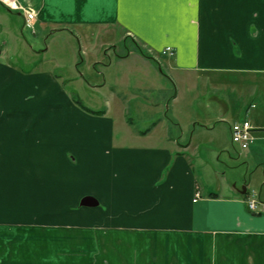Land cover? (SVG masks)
Returning <instances> with one entry per match:
<instances>
[{"label": "crops", "instance_id": "0c3cea01", "mask_svg": "<svg viewBox=\"0 0 264 264\" xmlns=\"http://www.w3.org/2000/svg\"><path fill=\"white\" fill-rule=\"evenodd\" d=\"M19 1L36 11L27 28H67L81 47L83 37L115 30L136 41L143 52L117 54L115 64L105 66L125 70L113 76L117 83L135 78L134 71L141 88L168 74L181 85L194 75L253 78L252 93L263 108L252 112L256 104L241 105L255 117L233 122L249 120L253 142L264 143V0ZM166 48L171 56L162 54ZM57 78L0 62V264H264V181L253 213L247 184L242 194L215 167H234L232 150L215 138L193 143L216 126L194 123L189 142L180 144L157 133L156 119L137 135L124 131L114 145V122L71 105ZM220 84V91L236 92ZM53 95L63 96L71 114L65 105L53 114ZM139 98L133 93L128 103ZM177 98L178 91L168 103ZM220 99L219 122L226 123L230 106ZM101 112L106 116L108 109ZM70 117H88L89 124ZM208 145L210 159L199 152ZM84 195L96 197L98 209H70ZM90 217L94 225L87 227Z\"/></svg>", "mask_w": 264, "mask_h": 264}, {"label": "rangeland", "instance_id": "374dc122", "mask_svg": "<svg viewBox=\"0 0 264 264\" xmlns=\"http://www.w3.org/2000/svg\"><path fill=\"white\" fill-rule=\"evenodd\" d=\"M33 6L35 7V5ZM0 11L3 12L0 16L1 63L12 66L21 72H50L53 76L58 77L57 81L65 91L71 105H75L87 116L91 115L90 117L96 119L107 118L114 122V145L121 144L120 140L124 131L129 130L130 134L137 135L141 133L140 131H145L156 119H161V126L157 133L160 135L168 133L178 139L180 144L189 142L194 123L206 124L210 127L216 126L213 133L202 132L201 135L193 137V143L199 142V140L208 143L210 139L215 138L216 143L227 146L230 151L232 150L235 159L232 163L234 167L229 168L221 164L215 165V167L218 171L223 172L230 183H235L238 188H243L247 184L249 199H255V191L259 184L264 181V143L253 142L248 150L240 151L237 147H232L228 131V123L231 124L233 121L245 118L250 120L255 117L253 115L250 117L249 114L246 116L245 112H241V105L256 104L258 107L252 109V112H257L258 108H263V104L259 100L260 96L258 94L255 96L252 93L255 90L253 78L235 77L230 79L221 75H194L190 76V84L181 85L177 84L171 74H168V76L166 75L167 78L159 75V79L153 84L150 82L148 87L141 88L143 84L137 82V76H140L134 71L133 77L135 78L124 81L126 84L117 83L112 80L113 76L117 73L120 76L121 71L125 70L116 69L113 66L106 69L105 66H108L110 62L113 63L117 54L143 52L141 46L133 39L122 35L121 30H115V33L110 35L102 33L99 36L94 34L90 37H83L81 47L79 38L75 34L72 35L67 32L69 30L67 28L52 26L49 23L45 26V30H41L39 25L32 28L24 27L23 29V20L17 13L5 9ZM1 29L11 30L17 39L6 31L2 32ZM157 69L153 67L155 75H157ZM103 80H111V82L107 87L99 89L100 86L95 90L94 86L102 85ZM207 81L210 83L208 84ZM222 82H225L227 86L231 85L230 88L234 87L236 92L231 90L228 92L220 91L218 87H222L220 84ZM152 85L160 88L151 91ZM112 91L115 93L114 95H112ZM176 91H178L177 100L173 104H169L168 100ZM262 92L264 94V90ZM133 93L140 98L128 103V98ZM53 96L54 100H57L54 101L55 104L53 103L56 105L53 110L54 115L57 114L59 106L65 105L66 109L68 108L62 95ZM113 96L116 99H113ZM212 96H215V99H212ZM224 97L229 102L228 115L230 117L226 116L228 122L221 123L219 119L222 112L219 103H221L220 98L224 100ZM77 100L86 109L80 108L76 104ZM106 109H108L106 116L101 117L97 113ZM67 110L71 114L70 109ZM85 118L89 120L88 117ZM70 119L85 125L89 124V121L81 117H70ZM249 120L246 121L252 127ZM101 121L99 120V122ZM125 124L129 125V128H126ZM99 150L103 155L106 153L107 147L102 143ZM212 150L214 149L208 145L199 149V152L210 159L213 158ZM191 151L189 150V152ZM68 156L71 162H75V155L69 153ZM228 163L231 164V162ZM202 180L204 179L202 178ZM211 182L213 183V181ZM215 189L213 188L214 191ZM85 198L92 200H86L87 205L81 206ZM77 200L76 203L69 204L70 209H75V207L78 210H84V208L90 211L95 208L98 209L99 201L92 195H84ZM86 222L87 227L94 225L92 217ZM91 263L95 264L94 262ZM80 264H90V262L85 260Z\"/></svg>", "mask_w": 264, "mask_h": 264}, {"label": "built area", "instance_id": "2783aa9c", "mask_svg": "<svg viewBox=\"0 0 264 264\" xmlns=\"http://www.w3.org/2000/svg\"><path fill=\"white\" fill-rule=\"evenodd\" d=\"M0 5L11 12L22 14L26 27H30L36 19L35 10L29 4H24L19 0H0ZM162 54L172 55V50L166 48ZM230 137L232 144L237 146L241 151H245L253 142L252 127L247 121L236 122L230 126ZM247 205L251 212H258V202L256 200H248Z\"/></svg>", "mask_w": 264, "mask_h": 264}, {"label": "water", "instance_id": "95a60500", "mask_svg": "<svg viewBox=\"0 0 264 264\" xmlns=\"http://www.w3.org/2000/svg\"><path fill=\"white\" fill-rule=\"evenodd\" d=\"M241 193H242V194L245 193V188H244V187L242 188ZM86 200H92V199H91V198H85V200H83V202L81 203V206H85V205H87V204H86L87 202L85 203ZM93 201H94V200H93ZM94 203L97 204V202H95V201H94Z\"/></svg>", "mask_w": 264, "mask_h": 264}, {"label": "trees", "instance_id": "16d2710c", "mask_svg": "<svg viewBox=\"0 0 264 264\" xmlns=\"http://www.w3.org/2000/svg\"><path fill=\"white\" fill-rule=\"evenodd\" d=\"M80 101L79 100H77V105L80 107V108H82V109H86L85 107H83V105H81V103H79ZM91 113H93V112H91ZM98 114H102L103 112H97ZM94 114H96V113H94Z\"/></svg>", "mask_w": 264, "mask_h": 264}]
</instances>
